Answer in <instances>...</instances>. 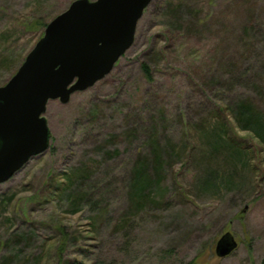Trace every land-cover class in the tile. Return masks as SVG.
Masks as SVG:
<instances>
[{
  "label": "rangeland",
  "instance_id": "obj_1",
  "mask_svg": "<svg viewBox=\"0 0 264 264\" xmlns=\"http://www.w3.org/2000/svg\"><path fill=\"white\" fill-rule=\"evenodd\" d=\"M72 1L0 0V86ZM240 104L264 115V0H153L110 73L48 101V149L0 183V264H264V142Z\"/></svg>",
  "mask_w": 264,
  "mask_h": 264
},
{
  "label": "water",
  "instance_id": "obj_2",
  "mask_svg": "<svg viewBox=\"0 0 264 264\" xmlns=\"http://www.w3.org/2000/svg\"><path fill=\"white\" fill-rule=\"evenodd\" d=\"M153 0H73L45 26L15 73L0 86V183L45 152L49 100L67 103L113 69L134 41ZM237 247L228 233L215 246L223 258Z\"/></svg>",
  "mask_w": 264,
  "mask_h": 264
},
{
  "label": "trees",
  "instance_id": "obj_3",
  "mask_svg": "<svg viewBox=\"0 0 264 264\" xmlns=\"http://www.w3.org/2000/svg\"><path fill=\"white\" fill-rule=\"evenodd\" d=\"M144 72L149 77V70L147 69V66H144ZM246 77V75L244 76ZM239 106L236 110V113L238 114V124L241 127H246L251 129L255 135L257 136V139L259 141L264 142V115L254 110L250 105H242ZM136 177H137V187L138 189L143 190L145 189V185L149 182V178H146V175L144 173L143 166H140L136 170ZM81 264V263H79ZM187 264H193V263H187Z\"/></svg>",
  "mask_w": 264,
  "mask_h": 264
}]
</instances>
